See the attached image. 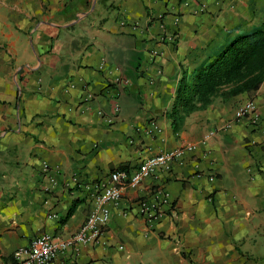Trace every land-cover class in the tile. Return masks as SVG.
Wrapping results in <instances>:
<instances>
[{"label":"crops","instance_id":"0c3cea01","mask_svg":"<svg viewBox=\"0 0 264 264\" xmlns=\"http://www.w3.org/2000/svg\"><path fill=\"white\" fill-rule=\"evenodd\" d=\"M263 24L264 0H0V264H17L42 232L77 231L93 184L112 171L187 144L109 205L99 242L61 260L264 264V81L217 95L176 131L167 115L183 72L188 89L200 66ZM248 102L260 127L235 117ZM151 121L160 133L146 134ZM158 188L169 205L149 227L139 200Z\"/></svg>","mask_w":264,"mask_h":264},{"label":"built area","instance_id":"2783aa9c","mask_svg":"<svg viewBox=\"0 0 264 264\" xmlns=\"http://www.w3.org/2000/svg\"><path fill=\"white\" fill-rule=\"evenodd\" d=\"M204 5L200 6V10ZM178 18L174 22L177 23ZM169 42L175 40V34H170ZM117 107V105H115ZM236 118L246 117L254 127H260V114L251 102L238 108ZM146 134L152 135L161 132V128L155 121L149 122L145 127ZM194 145L187 144L170 150L162 151L144 159L131 172L124 169L112 171L108 178L93 184L95 189L94 206L86 216L84 222L77 231L69 236H61L48 232H42L35 236L23 251L24 257H20V251L15 252L17 264H65L60 256L62 253L76 251L79 245L84 243L99 242L102 229L110 219L109 205L117 204L126 187L135 189L144 178L155 173L158 169H167L170 164L179 159L185 152L192 151ZM42 170H48V164L42 163ZM56 185L53 176H48L46 191ZM169 205V193L162 188L153 189L148 197L139 200V211L147 226L155 225L163 215V207ZM118 248H122L121 245Z\"/></svg>","mask_w":264,"mask_h":264},{"label":"trees","instance_id":"16d2710c","mask_svg":"<svg viewBox=\"0 0 264 264\" xmlns=\"http://www.w3.org/2000/svg\"><path fill=\"white\" fill-rule=\"evenodd\" d=\"M264 81V24L258 30L233 39L211 62L200 66L188 87L186 74L180 80L168 116L174 131L187 114L207 107L217 95L235 97L257 90Z\"/></svg>","mask_w":264,"mask_h":264}]
</instances>
